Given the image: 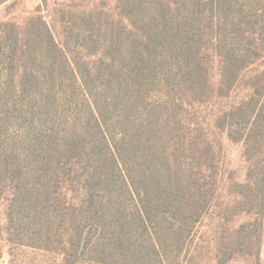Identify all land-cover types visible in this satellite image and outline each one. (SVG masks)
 Here are the masks:
<instances>
[{
	"label": "trees",
	"instance_id": "obj_1",
	"mask_svg": "<svg viewBox=\"0 0 264 264\" xmlns=\"http://www.w3.org/2000/svg\"><path fill=\"white\" fill-rule=\"evenodd\" d=\"M155 1L143 3L139 15L130 12L122 56L81 69L45 24L62 66L48 74L33 67L10 72L21 134L9 147L0 143V240L60 251L64 264L89 257L99 264H188V257L225 264V248L213 241L218 230L206 220L235 186L232 207L255 216L261 228L249 235L260 259L264 0ZM27 42L22 58L36 57L40 41ZM105 76L115 84L102 85ZM247 77V94L233 99ZM64 80L83 96L65 127L52 116ZM160 83L171 109L142 115L149 89ZM225 141L241 147L247 164L234 185L222 163ZM231 205L221 207L227 213ZM247 224L234 229L238 239L246 238Z\"/></svg>",
	"mask_w": 264,
	"mask_h": 264
},
{
	"label": "rangeland",
	"instance_id": "obj_2",
	"mask_svg": "<svg viewBox=\"0 0 264 264\" xmlns=\"http://www.w3.org/2000/svg\"><path fill=\"white\" fill-rule=\"evenodd\" d=\"M147 0H8L0 4V135L3 138L0 143L4 147L11 146L15 141L20 139V130L15 125L13 117V106L18 99L13 93V81L10 79V72L24 67H33L41 70L42 73L48 74L51 67L60 68L62 62L55 54V50L49 42L45 33V24L49 27L56 43L61 46L70 57L71 61L77 62V65L83 69L84 66H98L100 61L107 57H118L125 54L128 50L124 24L129 17L130 12L139 15L144 11L143 3ZM176 3L182 0H168ZM155 2H158L157 0ZM131 13V14H133ZM154 23L165 27V22L160 19L159 15L153 14ZM183 25V24H182ZM179 29H186L182 26ZM176 31V30H175ZM136 30L135 33H137ZM40 41L38 55H24L25 46L29 40L36 38ZM20 41V42H18ZM24 47L21 50L20 45ZM2 49V50H1ZM11 49V50H10ZM16 52V57L10 52ZM23 51V53H22ZM4 53V54H3ZM40 53V54H39ZM13 56V57H12ZM14 58V60H12ZM103 72L106 73V67L102 66ZM56 84V90H60V84L66 91L59 92V96L53 98L54 113L53 119L65 127L72 115L77 102L83 101V96L79 89L69 90L71 85L69 80L63 83L53 81ZM60 83V84H57ZM101 84L113 85L115 81L106 78L101 80ZM250 84L249 77L243 79L241 87L232 95L233 99H238L247 94V87ZM77 87V85H76ZM118 87V85H117ZM120 89L122 87L119 86ZM148 92V101L140 112L146 116H160L166 110L171 109L165 105L167 101V89L164 84L160 83L152 86ZM111 93V91H110ZM230 99L228 101H234ZM10 102L9 107L7 103ZM161 103L163 106H158ZM229 103V102H228ZM75 104V105H74ZM153 106H150V105ZM169 108V109H168ZM154 110V111H153ZM161 113V114H160ZM160 114V115H159ZM222 163L226 168L229 185L238 181H243L247 164L242 157L241 147L235 143L225 141L223 148ZM232 191V192H230ZM226 190L216 202L215 209L207 217L206 223L209 229L217 228L216 238L218 244L225 248V254L228 259L225 264H264V225L262 232V243L260 259L257 260V242L254 239V245H251V239L259 236L261 228L255 226V216L251 218L242 215L239 210L232 207L235 201V186ZM6 201H3L0 215V225L4 228L6 224ZM231 205L227 213L222 204ZM249 223V232L245 234L246 238L238 239L234 235V229L243 223ZM209 230V232H210ZM216 241V240H215ZM253 241V240H252ZM216 242V243H217ZM217 244V245H218ZM239 244V245H238ZM233 255V256H230ZM230 256V257H229ZM232 257V258H231ZM89 257L83 260L82 264H99L91 261ZM191 257L187 258L188 264H198L193 262ZM0 264H64L60 251L42 250L25 245L11 244L6 238L0 240ZM207 264V263H203ZM209 264V263H208ZM210 264H218L212 262Z\"/></svg>",
	"mask_w": 264,
	"mask_h": 264
}]
</instances>
